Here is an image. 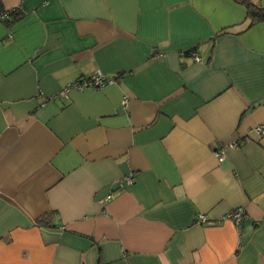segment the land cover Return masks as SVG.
Segmentation results:
<instances>
[{"label":"crops","instance_id":"obj_1","mask_svg":"<svg viewBox=\"0 0 264 264\" xmlns=\"http://www.w3.org/2000/svg\"><path fill=\"white\" fill-rule=\"evenodd\" d=\"M244 1L264 9L0 0L22 14L0 24V264H264V20ZM98 73L114 84L61 94Z\"/></svg>","mask_w":264,"mask_h":264},{"label":"built area","instance_id":"obj_2","mask_svg":"<svg viewBox=\"0 0 264 264\" xmlns=\"http://www.w3.org/2000/svg\"><path fill=\"white\" fill-rule=\"evenodd\" d=\"M18 12L20 13L19 9L15 10H0V24L5 23L9 18L11 13ZM194 60L196 62H200V58L197 56H194ZM115 79L109 78L107 79L105 76L101 74H93L92 76L88 78H81L69 85L66 86V88L61 92L62 95H65L69 90H85V89H99L106 85L114 84ZM126 100L124 99V103ZM254 132L259 136H264V128L263 127H257L254 129ZM132 182L131 178H125L122 180V183L129 184ZM110 196L106 198V200H109ZM244 212L241 209L234 210L230 213H228L224 219L226 220H232L237 226H239L244 218ZM196 223L198 224H212V222H209L204 215H198L196 218Z\"/></svg>","mask_w":264,"mask_h":264},{"label":"trees","instance_id":"obj_3","mask_svg":"<svg viewBox=\"0 0 264 264\" xmlns=\"http://www.w3.org/2000/svg\"><path fill=\"white\" fill-rule=\"evenodd\" d=\"M245 5L247 7V15L251 18V24L254 22L264 20V9L263 8L256 6V5H253L249 2H245ZM21 15L22 14L18 13V12L11 13L10 18L3 24L11 25L12 23L19 20ZM50 216H53V213H50ZM44 220H47V219H44Z\"/></svg>","mask_w":264,"mask_h":264}]
</instances>
